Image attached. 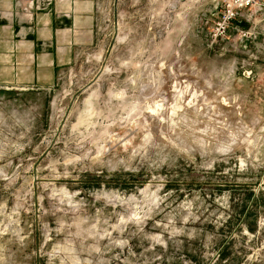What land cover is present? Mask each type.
<instances>
[{"label":"rangeland","instance_id":"obj_1","mask_svg":"<svg viewBox=\"0 0 264 264\" xmlns=\"http://www.w3.org/2000/svg\"><path fill=\"white\" fill-rule=\"evenodd\" d=\"M225 1L97 0L55 87L0 90V264H264V19L214 42Z\"/></svg>","mask_w":264,"mask_h":264},{"label":"crops","instance_id":"obj_2","mask_svg":"<svg viewBox=\"0 0 264 264\" xmlns=\"http://www.w3.org/2000/svg\"><path fill=\"white\" fill-rule=\"evenodd\" d=\"M96 12L97 0H0V90L55 87L95 43Z\"/></svg>","mask_w":264,"mask_h":264},{"label":"built area","instance_id":"obj_3","mask_svg":"<svg viewBox=\"0 0 264 264\" xmlns=\"http://www.w3.org/2000/svg\"><path fill=\"white\" fill-rule=\"evenodd\" d=\"M262 19L264 0H226L212 28L210 38L215 42L228 39L233 33L235 41H254L257 38L256 28ZM241 21L251 25L244 29L239 24Z\"/></svg>","mask_w":264,"mask_h":264}]
</instances>
